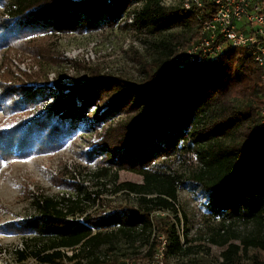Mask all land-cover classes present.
<instances>
[{
  "label": "trees",
  "instance_id": "1",
  "mask_svg": "<svg viewBox=\"0 0 264 264\" xmlns=\"http://www.w3.org/2000/svg\"><path fill=\"white\" fill-rule=\"evenodd\" d=\"M204 1V8L186 10L180 2L169 6L164 0H0V46L123 22L146 45L135 80L94 71L85 82L36 87L17 86L6 73L0 77V110L14 115V123L0 126V167L15 158L53 153L79 131L90 130L100 137L87 152L89 161L101 164L99 176L118 179L127 170L143 177L116 189L134 194L135 205L81 219L75 217L79 198L37 197L36 214L0 227L25 236L22 258L30 254L42 264L64 258L74 264H122L112 257L121 241L144 236L148 249L128 258L127 264H137L152 257L165 236L167 259L175 256L186 264L181 259L192 252L188 231L181 235L162 214L178 213L184 186L203 191L205 207L219 221L211 243L264 241V70L249 50L232 45L208 61L175 60L180 47L198 39V17L207 19L215 10L212 0ZM42 104L44 109L29 119L15 117ZM178 162L189 164L188 174L175 168ZM221 256L219 264H245L229 249ZM251 264L264 259L253 258Z\"/></svg>",
  "mask_w": 264,
  "mask_h": 264
},
{
  "label": "rangeland",
  "instance_id": "2",
  "mask_svg": "<svg viewBox=\"0 0 264 264\" xmlns=\"http://www.w3.org/2000/svg\"><path fill=\"white\" fill-rule=\"evenodd\" d=\"M178 1L164 0L169 6L178 5ZM123 24L84 33L37 35L23 38L21 43L12 47L2 45L0 77L6 73L17 86L36 87H52L58 81L67 86L77 81L85 82L94 71L135 80L139 78V54L144 53L146 45L142 36L124 28ZM67 93L68 90L64 92L65 95ZM44 105L18 112L15 117L29 119L36 111L43 110ZM13 116L0 110V126L7 127L14 123ZM99 140L100 137L94 131L82 130L53 153L4 161L0 167V227L36 214L34 200L41 195L59 199L79 198L75 217L80 219L88 213L107 211L120 204L135 205L134 194L128 195L116 189L125 181L142 182L143 177L127 170L120 171L118 179L112 175L99 176L101 164L97 159L89 161L87 155ZM175 168L183 174H188L190 170L186 162L176 163ZM205 203L203 191L184 186L178 192V218L173 211L162 213L171 217L181 235L188 231L192 252L184 256L182 261L186 264H219L225 249L241 256L245 264H251L253 258L264 259V241L237 239L222 247L211 243L209 238L220 225L218 220L210 216ZM238 230L244 231L242 227ZM143 237H138L133 243L123 239L112 257L127 264L128 258L134 257L135 252L144 253L148 249L150 242L145 243ZM24 240L25 236L21 234H6L0 230V264H42L33 255L29 254L25 258L19 255V251L25 248ZM107 250L108 247L103 246L100 252L105 253ZM72 252L66 251L69 256ZM169 260L179 264L178 257L170 256ZM144 262L141 258L137 260V264ZM57 264H74V261L64 258Z\"/></svg>",
  "mask_w": 264,
  "mask_h": 264
},
{
  "label": "built area",
  "instance_id": "3",
  "mask_svg": "<svg viewBox=\"0 0 264 264\" xmlns=\"http://www.w3.org/2000/svg\"><path fill=\"white\" fill-rule=\"evenodd\" d=\"M178 2L186 10L205 7L204 0ZM212 3L215 10L210 17H198V39L186 48L180 47L175 60L181 63L208 61L232 45L249 50L255 63L264 70V0H212ZM159 238L160 244L153 256L143 264H173L167 259V239L165 236Z\"/></svg>",
  "mask_w": 264,
  "mask_h": 264
}]
</instances>
